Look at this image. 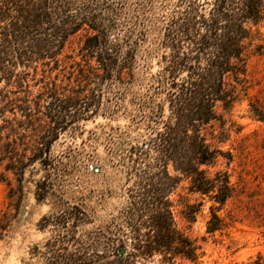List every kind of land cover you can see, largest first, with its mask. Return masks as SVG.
Returning <instances> with one entry per match:
<instances>
[{"label": "rangeland", "instance_id": "obj_1", "mask_svg": "<svg viewBox=\"0 0 264 264\" xmlns=\"http://www.w3.org/2000/svg\"><path fill=\"white\" fill-rule=\"evenodd\" d=\"M181 1L149 0L143 8L139 7L143 12L144 37L137 41L134 36L130 47L121 44L114 51L115 62L109 65L108 73L95 58L83 65L79 37L69 43L65 55L80 63L71 66L73 61L65 59L63 65L51 71V79L58 88V100L69 97L85 103H81V112L76 110L79 118L61 131L52 145L50 156L57 169L49 179L52 187L44 199L37 196V184L45 175L42 170L26 172L21 186L11 174L6 175L4 182L0 180V225H5L4 231H0V264H44L37 251L43 252L45 245L57 238L55 220L77 205L86 218L77 224L73 237L82 239L98 234L119 238L121 212L133 202L130 196L142 187L130 170L132 162L126 150L131 146L141 152L149 148L161 125L148 128V120L158 110L162 114L159 124L173 122L167 97L173 89L168 78L173 76L181 81L194 77L192 68L197 62L205 68L206 54L210 52L196 54L188 40L178 46L167 42V27L186 9L187 3ZM212 1H192L196 22H200L199 17H208ZM129 8L127 19L123 18L118 30L110 34L113 47L116 38H124L134 23L132 15L136 12L131 14L133 6ZM181 27L178 26L180 31ZM245 45L244 75L238 83L231 77L225 79L226 92L233 101L227 105L216 102L215 120L201 129L207 144L218 152L215 163L203 169L211 177L218 172L227 175L232 196L220 206L207 196L191 193L189 180L176 172L172 164L167 168L176 179L166 198L175 225L197 240L203 254L197 262L176 260L174 264H249L258 256L264 258V119L260 117L264 116V20L252 28ZM80 68L89 71L88 80L80 77ZM199 74H203L204 83L209 82L207 72ZM27 86L30 100L38 102L43 84L29 80ZM41 102L55 100L44 96ZM36 168L39 169L38 165ZM200 202L203 205L196 208L193 222H188L184 215L186 206ZM211 206L222 223L220 230L207 234ZM145 227L141 228L142 234L148 231ZM113 258L108 254L99 262ZM141 264L167 263L156 255Z\"/></svg>", "mask_w": 264, "mask_h": 264}, {"label": "trees", "instance_id": "obj_2", "mask_svg": "<svg viewBox=\"0 0 264 264\" xmlns=\"http://www.w3.org/2000/svg\"><path fill=\"white\" fill-rule=\"evenodd\" d=\"M146 1L149 0H0L1 181L11 174L21 186L26 172L34 174L42 170L45 175L37 184V196L44 199L52 187L49 179L57 169L50 156L52 145L60 132L79 118L76 110L82 111L81 100L57 99L58 88L51 79V71L63 65L65 59L73 61L71 66L80 63L65 55L69 43L79 37L83 65L95 58L108 73L111 62H115L114 51L121 44H132L134 36L137 41L144 37L143 12L139 7L143 8ZM192 1H181L187 3L186 9L167 27V42L178 46L179 42L188 40L196 54L210 52L206 54L205 68L196 61L197 66L191 69L194 77L181 81L173 76L168 78V85L173 89L167 93L173 122L159 124L162 114L158 110L148 120V128L161 125L149 148L141 152L131 146L126 150L132 162L130 170L142 187L130 196L133 202L121 212L119 238L98 234L82 239L73 237L77 224L86 218L80 206H74L55 220L57 238L48 242L43 252L36 250L44 264H141L156 255L167 264H174L176 260L194 263L203 256L197 240L175 225L166 198L174 189L176 179L167 168L172 164L176 172L189 180L191 193L207 196L220 206L232 196L227 175L218 172L216 177H211L203 169L215 163L218 152L207 144L201 129L215 120L216 102L227 105L233 101L226 92L225 79L231 77L238 83L244 75L245 41L252 28L264 20V0H213L208 17H199L200 22L192 16ZM129 6H133L131 14L136 12L132 15L134 23L124 38H116L113 47L110 34L118 30L123 18L127 19ZM79 71L83 81L89 79L88 70L80 68ZM40 72L41 78L37 79ZM202 72H207L209 82L204 83L203 74H199ZM29 80H40L44 86L38 102L30 100ZM44 96L55 102L42 104ZM146 187L150 190H145ZM202 205L200 202L186 206L184 215L188 222H193L196 208ZM221 223L215 207L211 206L206 233L214 234L220 230ZM145 226L148 231L142 234L141 228ZM4 229L5 225H0V231ZM120 250L125 253L120 255ZM108 254L114 257L112 261L99 262ZM249 264H264V258L258 256Z\"/></svg>", "mask_w": 264, "mask_h": 264}, {"label": "water", "instance_id": "obj_3", "mask_svg": "<svg viewBox=\"0 0 264 264\" xmlns=\"http://www.w3.org/2000/svg\"><path fill=\"white\" fill-rule=\"evenodd\" d=\"M124 253H125L124 250H120V251H119V254H120V255H123Z\"/></svg>", "mask_w": 264, "mask_h": 264}]
</instances>
